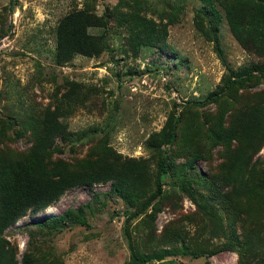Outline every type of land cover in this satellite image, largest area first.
I'll list each match as a JSON object with an SVG mask.
<instances>
[{
    "label": "rangeland",
    "instance_id": "1",
    "mask_svg": "<svg viewBox=\"0 0 264 264\" xmlns=\"http://www.w3.org/2000/svg\"><path fill=\"white\" fill-rule=\"evenodd\" d=\"M203 5L0 0V159L30 152L51 110L69 132L55 138L52 161L76 171L129 159L144 165L135 183L76 185L8 226L2 236L19 262L26 253L29 264H128L130 240L139 264H264V75L232 84L216 103L187 104L242 71L259 73L264 54L236 39L217 1L214 12ZM75 10L106 14L107 47L60 60L56 28ZM135 15L153 21L164 41L134 45ZM223 130L235 136L220 140ZM246 145L251 157L237 189L224 180ZM159 148L167 172L154 196ZM64 212L63 223L54 220Z\"/></svg>",
    "mask_w": 264,
    "mask_h": 264
},
{
    "label": "trees",
    "instance_id": "2",
    "mask_svg": "<svg viewBox=\"0 0 264 264\" xmlns=\"http://www.w3.org/2000/svg\"><path fill=\"white\" fill-rule=\"evenodd\" d=\"M203 9L215 11L213 2L217 1L225 11L229 28L236 39L246 48L264 54V0H202ZM106 11V9H105ZM104 11V12H105ZM89 26H102L98 35L87 32ZM145 17L135 15L130 25L134 45L138 42L157 44L164 41L165 32ZM108 30L106 14L101 16L90 14L85 10H75L64 15L56 28L57 57L60 60L69 59L75 53L95 55L106 49L105 37ZM256 69H248L227 79L222 88L211 91L201 100L188 101V105L205 106L216 103L225 96V90L232 84L248 82L264 75V63ZM178 119L172 121L165 134V143H170L175 135ZM220 140L230 141L235 135L223 130ZM66 126L59 120L54 111L46 110L41 119V128L35 138L32 149L19 159H0V264H29L28 255L24 253L19 262L15 251L5 237L4 230L15 223L27 212H37L53 204L63 192L76 185H91L95 182L117 180L135 183L143 176L144 165L141 160L129 159L121 167L98 165L89 171H76L66 168L63 163L51 160V152L56 137L67 136ZM250 144V143H249ZM253 148V146H252ZM250 147L246 145L237 150L230 165L232 166L224 184L243 186V174L247 171L248 160L251 157ZM167 172L166 149H158L157 170L155 176V195L160 194L162 183ZM129 213L128 210H125ZM65 212L56 216L55 221L63 223ZM130 258L128 264H139L141 259L133 251L129 240Z\"/></svg>",
    "mask_w": 264,
    "mask_h": 264
}]
</instances>
